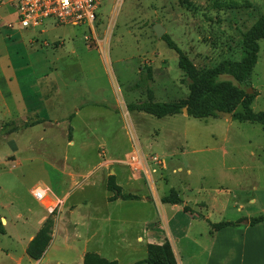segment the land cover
Segmentation results:
<instances>
[{
    "label": "rangeland",
    "instance_id": "374dc122",
    "mask_svg": "<svg viewBox=\"0 0 264 264\" xmlns=\"http://www.w3.org/2000/svg\"><path fill=\"white\" fill-rule=\"evenodd\" d=\"M3 6L8 8L5 20L20 28L16 9L7 0ZM97 12L94 26L59 25L47 19L33 29V51L23 45L15 60L24 67L33 59L42 69L38 58L49 52L52 73L44 80L51 108L44 111L59 115H46V121L32 125L39 114L34 107L24 119L13 121L15 132L10 133V124L0 129L1 224L16 235L30 228L38 204L31 188L50 181L55 189L73 183L75 200L92 197L95 205L103 206L104 195L110 199L114 193L113 181L120 192L142 197L118 208L124 219H100L103 226L95 240H105L102 255L120 264H136L148 257L150 244L165 242L171 243L178 264H208L217 252L215 243L261 239L262 230L225 231L218 239L209 225L246 219L249 223L264 215L263 126L233 117L244 110L242 104L218 117L191 116L192 80L164 36H170L200 71L239 61L245 54L244 35L264 13V0H101ZM156 24L165 29L161 38ZM260 45L251 86L240 85L230 74L217 78L255 94V111H264V39ZM5 55L0 35V56ZM26 78L29 89L38 88L36 76H25V83ZM149 99L177 103L181 112L157 117L130 108ZM83 105L86 108L75 117ZM46 189L40 202L56 222L57 195ZM172 191L181 198L175 206L162 201ZM206 214L207 220L202 217ZM119 225L122 234H117ZM15 238L0 235V243L14 248ZM63 255L71 259V253ZM12 258L0 250V264H15Z\"/></svg>",
    "mask_w": 264,
    "mask_h": 264
},
{
    "label": "crops",
    "instance_id": "0c3cea01",
    "mask_svg": "<svg viewBox=\"0 0 264 264\" xmlns=\"http://www.w3.org/2000/svg\"><path fill=\"white\" fill-rule=\"evenodd\" d=\"M3 2L4 0H0V35L5 45L6 55L4 57L0 56L1 62L3 64L2 68L0 69V100L2 101L1 107H3V113H0L1 130L6 123H10L9 126H14L13 121L21 119L22 116L24 119L26 116L24 113L28 112L29 109H34V107L39 113L37 120H39V118L42 120L39 123L47 120L46 115H59L44 111V108H47L48 110L51 108V105L49 106L51 102L49 98L50 96L48 95L49 92L46 89L47 85L46 81L44 80V78H49L52 73L50 65L51 56L49 55V52H47L43 57L38 58V61L42 64V69L41 67H36V62L35 60L33 61V59L28 66L20 67L16 65L15 60L19 58V54L22 51L23 45L33 51L34 48H32V40L34 38V31L33 29H26L22 26L20 28H15L14 25L6 21L5 13L8 12V8L3 6ZM7 3L11 4L15 8V0H7ZM16 39H20L21 42L19 44H14L11 42L12 40ZM36 50L38 49L36 48ZM32 56L34 57V55ZM29 75L36 76L39 80L38 88L34 89V91L29 89L28 86H30V84L27 78V83L23 81L24 77ZM41 79L43 80V84H40ZM23 82L27 86H24ZM24 87H28L27 90ZM57 88L58 87L56 86V89L54 90L55 93ZM85 108V105L78 107L75 117L81 115ZM65 113L66 112L60 114V116L64 115ZM16 127L17 126L12 127L14 129H10V133L15 132L17 129ZM75 176H77V174H75ZM50 183L51 181L46 183L45 187H39L38 189H41L45 192V197L48 194V189L46 188L52 189L53 193H56L57 198L54 199V202L58 203V215L56 217L50 244L40 259H33L27 253V247L29 243L35 237L37 232L44 224L45 220L50 215L49 209L42 202H40V199L35 196V192L38 189L31 188V194L38 204L32 209L34 220L31 221L30 228L25 229L23 233L17 232V235L16 232H11L10 227L8 228V226L5 228V233L0 232L1 236L8 237L12 240L16 241L15 237L18 238L14 248H11V245L9 244L3 246L2 243H0L1 252L4 251L5 253L11 254L15 264H84L85 256L88 252H96L102 255L103 253L100 248L103 247L105 240L104 242L103 240H95L96 235L103 226V223L100 221V219L105 221L108 220L109 222L112 221L114 217H118L117 220H122L124 219V215L122 212L117 213L118 208L124 206L128 201H131L135 204V202L141 201L142 198L140 195L136 194L138 197L133 199L118 197L111 200L109 199L108 193H106L102 199L104 201V205L99 206L95 205L92 197L84 196L81 199L75 200L73 198L75 193L73 189V183L71 185L73 187L68 186L62 188V186L57 185L58 188L56 189ZM119 184L122 185L120 182ZM167 204H174L175 206L177 203ZM22 216L23 215L18 214L19 218ZM202 217L207 220L208 215H202ZM2 219L4 221L7 220V223L9 221V219L5 216H3ZM143 219L145 226L146 217L144 216ZM141 220L142 217H140V221ZM121 225L125 224L122 223ZM121 225L118 227L119 229L117 230V234H122L124 231V228L121 227ZM209 227L210 229H213L211 224ZM238 230H244L248 232L254 230L264 231V221H261L255 225H250L246 219L239 226H227L219 230H214V235H216V238L219 239V237L225 231L236 232ZM109 232L110 231L105 230V236H108L110 234ZM214 248L217 250V252L214 256V259L208 264H264V235L261 237V239L252 240L250 242L231 244L218 242L215 243ZM229 248L232 250L230 254H226L225 251H222L223 249L229 250ZM63 252L68 254L71 253V259L68 260L67 257L63 255ZM105 258L109 259L108 257Z\"/></svg>",
    "mask_w": 264,
    "mask_h": 264
},
{
    "label": "trees",
    "instance_id": "16d2710c",
    "mask_svg": "<svg viewBox=\"0 0 264 264\" xmlns=\"http://www.w3.org/2000/svg\"><path fill=\"white\" fill-rule=\"evenodd\" d=\"M168 44L179 54V65L181 69L190 77L191 98L189 100V114L196 118L218 117L221 112H233L236 105L242 104L244 110L233 113V117L239 121H251L262 124L264 129V111H255L252 107L255 94L247 93L242 87L234 84L232 81L218 82L217 78L222 74H230L235 81L242 86H251V76L259 58L260 41L264 39V13L256 20L252 27L245 33L243 45L245 54L239 61H224L220 64L204 71L198 70L190 58L168 35ZM208 96L211 100H201ZM205 102V103H204ZM197 104V105H196ZM130 108L137 111H144L157 117H165L181 112V106L177 103H168L164 101H141L130 104ZM42 121H32V125ZM6 123L2 128L5 131ZM16 129V128H15ZM110 188L114 192L110 197L111 200L118 197L133 199L138 197L136 194L123 193L115 182H110ZM164 203H179L181 198L176 191H172L162 198ZM264 221V215L253 217L249 224L255 225ZM55 220L49 216L44 222L35 237L27 247L28 255L33 259H40L48 248L52 239V232ZM241 223L233 221H221L212 223L214 230H219L227 226H239ZM0 232L4 233L5 228L0 222ZM178 264L177 257L174 253L170 242L163 245L150 244L148 246V257L136 262V264ZM84 264H120L118 260H110L96 252H88L85 256Z\"/></svg>",
    "mask_w": 264,
    "mask_h": 264
},
{
    "label": "built area",
    "instance_id": "2783aa9c",
    "mask_svg": "<svg viewBox=\"0 0 264 264\" xmlns=\"http://www.w3.org/2000/svg\"><path fill=\"white\" fill-rule=\"evenodd\" d=\"M101 0H15L18 23L26 29H37L47 19H53L59 25L94 26L98 17ZM38 199L45 194L35 192Z\"/></svg>",
    "mask_w": 264,
    "mask_h": 264
},
{
    "label": "water",
    "instance_id": "95a60500",
    "mask_svg": "<svg viewBox=\"0 0 264 264\" xmlns=\"http://www.w3.org/2000/svg\"><path fill=\"white\" fill-rule=\"evenodd\" d=\"M154 30H155V32L159 38H161L165 32V29L162 26H160L159 24H156L154 26Z\"/></svg>",
    "mask_w": 264,
    "mask_h": 264
},
{
    "label": "bare ground",
    "instance_id": "6f19581e",
    "mask_svg": "<svg viewBox=\"0 0 264 264\" xmlns=\"http://www.w3.org/2000/svg\"><path fill=\"white\" fill-rule=\"evenodd\" d=\"M45 192L43 191V194H44Z\"/></svg>",
    "mask_w": 264,
    "mask_h": 264
}]
</instances>
